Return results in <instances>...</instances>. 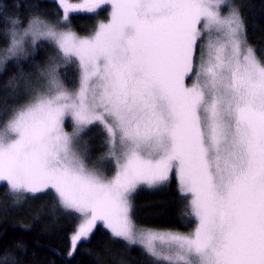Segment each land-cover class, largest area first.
I'll list each match as a JSON object with an SVG mask.
<instances>
[{"label":"snow or ice","instance_id":"1","mask_svg":"<svg viewBox=\"0 0 264 264\" xmlns=\"http://www.w3.org/2000/svg\"><path fill=\"white\" fill-rule=\"evenodd\" d=\"M57 2L63 15L55 22L38 16L20 29L18 19L4 17L11 31L0 64L50 42L79 73V87L69 92L58 79L61 65L50 63L39 73L45 83L12 108L0 130L8 194L54 190L59 206L83 220L70 237L72 251L102 222L160 264H264V62L247 43L239 9L226 0ZM105 5L108 21L91 36L61 29L70 13L97 14ZM91 124L106 133L111 177L88 168L76 149ZM173 171L190 197L194 230L137 229L132 193ZM10 255L5 250L0 264H10Z\"/></svg>","mask_w":264,"mask_h":264},{"label":"trees","instance_id":"2","mask_svg":"<svg viewBox=\"0 0 264 264\" xmlns=\"http://www.w3.org/2000/svg\"><path fill=\"white\" fill-rule=\"evenodd\" d=\"M245 24L248 45L257 58L264 62V0H232ZM6 10V11H5ZM0 49L8 46L4 33L11 30L4 17L16 18L20 29L28 26L34 17L55 22L63 11L54 0H0ZM100 14V13H99ZM77 12L70 16L68 27L81 34L90 33L101 15ZM50 63H61L59 53L50 42H38L34 51L19 62L10 60L0 64V123L11 119L12 108L23 103L26 90L36 81V75ZM72 72V70H71ZM58 76L63 83L74 84V73ZM66 74V76H65ZM69 76V78L67 77ZM39 78V77H38ZM11 81V84L9 83ZM14 200H19L15 203ZM189 197L181 194L172 175L157 188H141L134 195L131 209L136 222L157 229L192 232L194 218L188 207ZM79 218L59 206L51 189L15 197L8 194L5 184L0 185V258L8 250L18 264H149L151 257L135 245L114 238L102 225L97 224L90 238L71 250V234ZM22 244L23 250L16 245Z\"/></svg>","mask_w":264,"mask_h":264},{"label":"rangeland","instance_id":"3","mask_svg":"<svg viewBox=\"0 0 264 264\" xmlns=\"http://www.w3.org/2000/svg\"><path fill=\"white\" fill-rule=\"evenodd\" d=\"M54 1L57 2V0H54ZM66 2L68 4L77 5V4H81L83 2V0H66ZM226 3H227V5L234 7L233 6V3H232V0H226ZM109 12H110V6H107V5H105L102 9L98 10V13L97 14L100 13L99 15H101V16L99 18H97L98 22H97L96 26L88 34H81V33L77 32V30L70 29L68 27V23L66 25H61V29L62 30H66V31L67 30H70L71 32L75 33L79 37H88V36H91L93 34V32L95 31V29H96V27H97V25H98L99 22L103 21V22L106 23L108 21V18H109V15L108 14H109ZM227 12H228V7H222L221 8V13L223 15H227ZM81 13H85V12H81ZM72 14H74V13H70L69 14V20H70V16ZM90 14H92V13H90ZM17 30H19V29H17ZM52 45L56 48V50L59 53V50L57 49V47L54 44H52ZM59 60L61 61V63H57V64H60L61 65L60 66L61 71L65 72V73L69 71V73H70L71 70H72L71 73H74L75 80H73L74 81V84L71 85V84L63 83L61 81V79L59 78V76H58V79H59V81L61 82V84L63 85V87L65 89H67L69 92H74L79 87V73H78L76 64L75 63H71V62L70 63H67V64L62 63V58L60 56V53H59ZM65 76H66V74H65ZM35 77L37 79L33 83V85H32L31 88L37 87L38 85H43L45 83L44 80H42L40 78L39 74L36 75ZM67 77L69 78V76H67ZM185 83L190 85V81H188V80H186ZM5 124L0 123V130H2V128H3V126ZM73 126L74 125H73V121H72L71 117H66L65 118V121H64L65 131L68 132V133H72L73 132ZM75 144H76L77 151L81 153L82 158H83V160H84V162H85V164H86V166L88 168L98 170V171L102 172L104 175L109 176V177H111L112 175H114V173H115V166H114L112 160L107 155L108 148H107V144H106V133L102 129V126H100L99 124H91V125L86 126L82 131L79 132L78 136L76 137ZM172 175L174 176V178L177 181V178H176V175H175V171H173L172 173L169 174V178ZM164 183L165 182H163V183H161L159 185H156V186H152V187H149L147 185H140L137 188V190L134 193H132V195L130 197L131 203H132V200H133L134 195L137 193V191L139 189H141V188L153 189V188H157L160 185L161 186L164 185ZM2 184H5L6 185V183L0 182V185H2ZM177 184H178V181H177ZM178 187H179V184H178ZM45 191H47V190H45ZM52 191H54V190H52ZM189 199H190V197H189ZM77 215H78L79 221H78V224L76 226V229H77V227L81 223H83V220L81 219V217L79 216V214H77ZM131 218H132V220H133V222L135 224V227L137 229H139V230H151V231L156 232V233H181V234L191 233V232H185V231H179V230H172V229H157V228H152V227H149V226H145L143 224H140V223H138V222L135 221V219L133 217L132 209H131ZM97 224H100V225H102V227L106 228L103 225L102 222H97ZM72 234H71V236H72ZM118 239H120V238H118ZM157 243L159 244V242H157ZM132 245L139 246V247L142 248V246L139 245V244H131V246ZM70 252L72 253V250H70ZM149 264H160V262L153 260V258L151 257V263H149Z\"/></svg>","mask_w":264,"mask_h":264}]
</instances>
